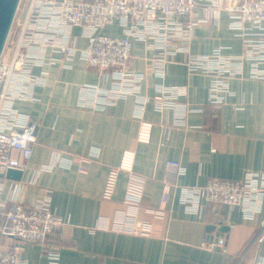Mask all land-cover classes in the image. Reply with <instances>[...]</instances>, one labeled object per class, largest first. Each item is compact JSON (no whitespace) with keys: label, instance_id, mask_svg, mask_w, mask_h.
I'll use <instances>...</instances> for the list:
<instances>
[{"label":"crops","instance_id":"1","mask_svg":"<svg viewBox=\"0 0 264 264\" xmlns=\"http://www.w3.org/2000/svg\"><path fill=\"white\" fill-rule=\"evenodd\" d=\"M101 31L122 34L116 23ZM80 32L79 26L72 27L78 46L85 42ZM217 45L229 55L242 51L225 11L217 23L196 27L190 50L207 54ZM131 52L127 67L146 75L140 94L152 96L159 82L185 85L187 94L181 99L195 109L186 113L182 125H176L172 111H157L149 102L143 118L151 123L150 136L140 140L134 94L103 108L82 105V100L91 102L93 95L82 91L81 85L101 84L93 67L78 56L65 65L36 67L37 74L46 70L43 83L32 86L29 98L14 102L36 123V143L18 181L20 200L30 204L49 195L51 208L62 220L50 243L59 264H257L264 258V202L252 218L232 205L215 207L204 200L194 211L179 201L173 185L164 209L158 210L170 159L185 167L183 174L173 178L176 185H204L211 177L235 179L264 170V79L251 77L245 63L242 75L228 79L233 93L217 106L208 102L209 76L189 73L182 53L171 57L160 78L151 72L153 49L133 41ZM126 150L134 151L132 170L145 178L138 207L123 202L125 170L118 173L112 197H102L109 168L120 163ZM56 155L87 156L90 161L81 172L77 163L56 164ZM6 196V190L0 193V202ZM143 222L151 226L147 237L125 229ZM209 224L228 226L222 243L206 244ZM14 241L0 232L1 245ZM19 252L27 264H50L46 248L38 242L25 243Z\"/></svg>","mask_w":264,"mask_h":264},{"label":"built area","instance_id":"2","mask_svg":"<svg viewBox=\"0 0 264 264\" xmlns=\"http://www.w3.org/2000/svg\"><path fill=\"white\" fill-rule=\"evenodd\" d=\"M223 11L227 12L229 29L241 39L242 51L229 55L223 53L224 46L217 45L207 54L191 52L196 27L217 23ZM114 23L121 29L120 36L101 31ZM74 26L81 28L80 35L85 38L81 46L72 34ZM133 41L155 51L151 72L160 78L165 75L171 57L182 53L189 73L209 76L208 102L218 106L233 93L228 79L242 75L245 63L251 77L264 79V0H20L0 54V172L5 173L8 168L23 171L36 143V123L14 105L17 99L29 98L33 85L43 83L46 70L37 74L34 69L65 65L75 56L93 67L101 82L81 85L82 91L93 95L91 102L82 100V105L103 108L134 94L140 140L150 136L151 123L143 118L149 102L157 111H172L174 124L182 125L186 113L195 109L181 99L187 94V87L159 82L152 96L140 94L146 75L127 67L132 59ZM133 158L134 151L126 150L120 163L109 168L103 198L112 197L118 173L125 170L128 179L123 202L140 205L145 178L132 170ZM54 161L64 166L77 163L78 170L85 172L90 159L56 155ZM166 165L159 212L164 209L173 185L178 189L179 201L194 211H199L200 201L204 200L215 207L232 205L252 218L264 202V170L248 171L235 179L211 177L204 185H176L172 180L183 174L185 167L177 159L168 160ZM18 181L0 177V193H8L0 202V232L15 238L12 244H0V264H27L19 252L27 242L42 244L50 264H59L57 250L50 243L62 220L51 208L48 194L34 203L21 201ZM125 229L147 237L151 226L143 222ZM257 264H264V258Z\"/></svg>","mask_w":264,"mask_h":264},{"label":"water","instance_id":"3","mask_svg":"<svg viewBox=\"0 0 264 264\" xmlns=\"http://www.w3.org/2000/svg\"><path fill=\"white\" fill-rule=\"evenodd\" d=\"M20 0H0V54L7 40L14 16L16 14ZM22 170L8 168L5 173L0 172V177H5L14 180H20ZM228 231L227 225L209 224L207 226L206 241L209 243L220 244L223 242L225 232ZM218 247V245H215Z\"/></svg>","mask_w":264,"mask_h":264},{"label":"rangeland","instance_id":"4","mask_svg":"<svg viewBox=\"0 0 264 264\" xmlns=\"http://www.w3.org/2000/svg\"><path fill=\"white\" fill-rule=\"evenodd\" d=\"M21 7H23V2L20 4V9H21ZM19 16V11H18V13H17V15H16V18ZM15 29V27H12V32H13V30ZM12 35H10V37H9V39H8V41H10L11 40V37Z\"/></svg>","mask_w":264,"mask_h":264}]
</instances>
